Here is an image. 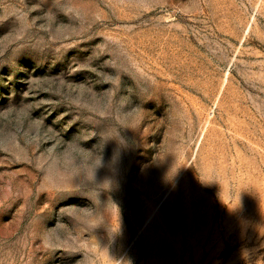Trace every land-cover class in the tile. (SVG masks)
I'll use <instances>...</instances> for the list:
<instances>
[{"label":"rangeland","instance_id":"rangeland-1","mask_svg":"<svg viewBox=\"0 0 264 264\" xmlns=\"http://www.w3.org/2000/svg\"><path fill=\"white\" fill-rule=\"evenodd\" d=\"M0 264H264V0H0Z\"/></svg>","mask_w":264,"mask_h":264}]
</instances>
